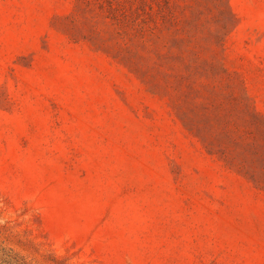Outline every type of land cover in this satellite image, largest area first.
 <instances>
[{
  "label": "rangeland",
  "instance_id": "1",
  "mask_svg": "<svg viewBox=\"0 0 264 264\" xmlns=\"http://www.w3.org/2000/svg\"><path fill=\"white\" fill-rule=\"evenodd\" d=\"M0 264H264V0H0Z\"/></svg>",
  "mask_w": 264,
  "mask_h": 264
}]
</instances>
